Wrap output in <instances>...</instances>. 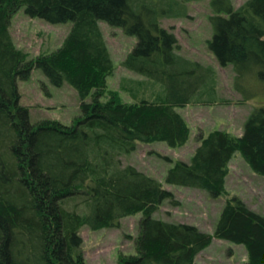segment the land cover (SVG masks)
<instances>
[{"label": "trees", "instance_id": "16d2710c", "mask_svg": "<svg viewBox=\"0 0 264 264\" xmlns=\"http://www.w3.org/2000/svg\"><path fill=\"white\" fill-rule=\"evenodd\" d=\"M189 1L0 0V264H86L81 227L116 226L137 212L136 253L122 264H195L213 236L243 244L246 264H264V214L241 197L226 198L213 232L156 217L162 201L177 203L173 192L121 162L137 142L185 143L190 130L179 107L225 102L215 68L179 52L175 34L162 25L163 18L187 15ZM209 4L207 46L221 66L231 64L241 100L258 99L257 105L240 134L215 128L198 135L190 157L171 164L164 181L218 197L236 150L264 176V0ZM20 7L50 23L70 21L62 43L28 56L9 30ZM101 20L136 37L121 60L144 77L133 81L144 83L139 91L126 86L136 100L107 89L114 63ZM35 67L54 85L66 81L77 91L80 114L72 123L31 122L18 80Z\"/></svg>", "mask_w": 264, "mask_h": 264}, {"label": "rangeland", "instance_id": "374dc122", "mask_svg": "<svg viewBox=\"0 0 264 264\" xmlns=\"http://www.w3.org/2000/svg\"><path fill=\"white\" fill-rule=\"evenodd\" d=\"M243 0H233L238 6ZM209 0H192L187 3V15L166 17L162 25L176 36L179 52L211 64L217 72L218 91L225 102L212 105L188 104L179 107L189 126V137L179 146H169L164 141L137 142L135 149L121 155L122 164H132L160 180L163 186L173 192L177 203L168 199L159 204L154 216L174 221H183L213 232L214 223L227 197L234 194L241 197L251 208L264 214V176L251 169L242 154L236 150L228 164L225 193L211 197L206 191L186 186L172 185L164 181L167 168L176 160H187L192 154L197 136L209 130L220 128L234 134L242 132L245 116L257 105V100H241L234 87V71L231 64L221 66L209 50L206 39L212 36ZM104 38L114 63V70L107 76L109 90H118L123 100L132 101L126 86L139 91L144 77L124 68L121 60L136 42V37L126 34L120 27L99 21ZM71 22L50 23L38 16H29L20 7L11 17L9 30L15 44L35 56L59 46ZM20 102L29 107L31 122L55 119L72 123L80 114L77 91L66 81L54 85L40 68L32 69L28 79L18 80ZM106 97V95H105ZM105 97H102L103 99ZM141 212L124 216L116 226L89 229L82 226L79 234L80 250L86 264H122V261L136 253L135 237ZM124 258V259H123ZM195 264H246L248 256L243 244L213 236L211 243L195 257Z\"/></svg>", "mask_w": 264, "mask_h": 264}]
</instances>
